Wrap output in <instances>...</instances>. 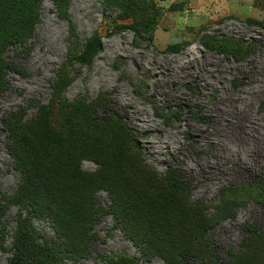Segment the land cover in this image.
<instances>
[{
	"label": "rangeland",
	"instance_id": "rangeland-1",
	"mask_svg": "<svg viewBox=\"0 0 264 264\" xmlns=\"http://www.w3.org/2000/svg\"><path fill=\"white\" fill-rule=\"evenodd\" d=\"M9 1L0 21L9 22L14 4L30 28L1 53L0 264H18L20 253L56 264H166L147 257L113 212L108 180H132L119 168L128 162L160 180L184 174L179 197L213 217L205 238L218 264L235 263L248 242L261 245L264 260V0H65L67 15L56 0H37L36 9ZM147 25L152 38L137 35ZM97 38L100 50L81 63L83 45ZM12 123L31 132L30 153ZM68 132L72 151L86 154L88 180L61 191L42 137L52 146ZM38 178L50 182L55 205L76 197L81 208L58 221L20 204L18 196L42 188ZM88 211L86 235L74 236L84 250L73 252L71 222Z\"/></svg>",
	"mask_w": 264,
	"mask_h": 264
},
{
	"label": "trees",
	"instance_id": "trees-1",
	"mask_svg": "<svg viewBox=\"0 0 264 264\" xmlns=\"http://www.w3.org/2000/svg\"><path fill=\"white\" fill-rule=\"evenodd\" d=\"M56 2L63 11V15H67V10L64 7L65 0H56ZM8 3H10L9 0H0V19ZM32 4L36 9L37 0H32ZM13 6V14L9 22L0 21V73L5 68L1 59L2 51L8 44L22 40L30 28V24L22 21L19 17L23 8L17 9L14 4ZM152 32L153 28L150 25L145 26L142 31H136L137 35L142 36L144 34L148 38H152ZM203 37L204 43L208 46V40L212 39V36L205 34ZM101 44L100 38L88 41L82 47L79 61L84 64L89 63L94 54L100 50ZM250 49L251 47L247 46L239 56H235L236 59L240 61L247 58ZM3 82L4 80H0V84ZM262 107L264 108V101ZM197 117L204 123L208 122V119L201 114H197ZM16 125L12 123L10 127L13 133L17 132L15 137L17 144L26 153H30L28 139L31 132H28L25 126ZM69 136H74V132L66 133L62 138L63 143L57 140L52 146L49 145L50 142L45 136L42 137L43 153L46 158L53 162L54 169L59 171L52 177L54 181L58 182V189L60 185L61 189L59 190L61 191L68 185L83 187L85 180H88V178L83 177L84 174L80 169V160L86 154L81 157V154H77L79 150L72 151L73 144L64 140ZM47 148L49 150L46 152ZM132 165L134 164L128 162L119 167L122 173H130L132 180H122L117 187L113 177L108 181L113 185L112 193L118 196L113 212L124 223L129 222L128 227L126 226V233L141 245L144 254L149 258L160 255L166 264H189L187 259L191 257L200 258L203 264H218L220 257L217 252L212 250L213 241L205 238L207 230L216 224L213 222V217H207L201 208L196 209L194 204L191 205L187 200L183 201L179 197L180 192L187 184L184 180V174L170 170L169 180H160L150 168L132 167ZM118 174L120 173L118 172ZM137 176L138 180H133ZM33 184H39L42 188L35 187L36 192L34 194L20 195L17 201L24 206L32 205L38 215L54 216L56 220L60 221L61 218L59 217L63 213L75 212L81 208L74 206L78 202L76 197L66 199L64 206L55 205L51 199L49 181L42 182L38 178ZM92 215L93 213L90 211L77 213V215L75 213V219L70 225V235L67 238L69 250L73 252L84 250L80 245L82 241L79 242L78 237L74 236L80 235L79 239L82 240V237L86 235V229L80 221L86 220L88 216L91 218ZM25 222L27 224V221ZM25 222L24 227H26ZM18 238L21 239L19 234ZM243 250L244 252H242ZM243 250L240 251L242 253L235 256L237 251H233L232 261L235 260L236 262L230 264H264V260H262L263 248L260 244L248 242ZM19 251L22 252L23 250L19 248ZM18 257V264H56L54 259H29L25 255L22 257L21 253Z\"/></svg>",
	"mask_w": 264,
	"mask_h": 264
}]
</instances>
